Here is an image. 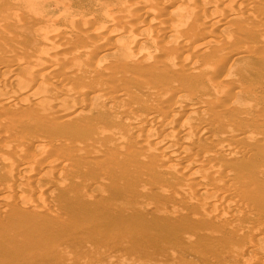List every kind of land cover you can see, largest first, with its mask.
<instances>
[{"label":"rangeland","instance_id":"374dc122","mask_svg":"<svg viewBox=\"0 0 264 264\" xmlns=\"http://www.w3.org/2000/svg\"><path fill=\"white\" fill-rule=\"evenodd\" d=\"M31 1L36 3L33 4ZM45 1L48 2L46 3ZM78 1L80 2L79 5ZM78 1L0 0V89L10 94V91L14 89H25L30 86L32 96L28 97L25 102H28L27 104L31 106L38 105L37 107L40 110L46 107L60 110L64 104L67 105L73 101L75 102L74 97L71 95L73 91H82L83 95L80 96L79 101L87 103L85 107H78L75 114L70 116L69 121L60 125H55L54 121L43 120L42 115L35 116L39 120H42L43 124L40 126L29 124L26 120L23 122V119L20 120L21 125L19 122L8 123V121L0 120V133L2 135L8 134L9 138L7 140L0 139V160H7L5 156L23 141L34 143L37 139H41L42 145L40 146L42 147H38L40 149L47 148L50 145L49 140H58L59 137L62 140L69 141L71 136H63L62 134L67 129L75 132L76 135H80V138L83 139L81 140L83 142L80 141L82 144H78L81 149H87L89 145L92 147L94 143L97 145L98 140L97 138L95 139V135L100 132L111 134L113 137L125 135L127 139L130 138L129 140L137 138L136 142L134 140L135 145L128 148L124 154V157H126L124 174L118 180L117 178L114 180L116 193L125 203L122 212L128 211L127 213L131 214V217L123 219L125 223L123 230L134 234V240L130 241L128 236L124 234L121 239V245L115 246L113 244L115 240L109 239L107 236L105 224L101 228L95 229L98 226H95V223L91 222V218L102 216L103 210L106 207L105 203L108 200V191L104 188V185L108 184L110 179L97 175L94 170L86 166L85 160L74 155V158L80 160V165L78 164L77 168L75 167L74 172L66 173L67 171H63L55 173L54 170H47L48 172L43 176L41 175V180L44 181V184L47 183V180H50V183L55 181L59 182L57 184L67 183V185H72L73 193L75 191L77 194L74 193L73 195L75 196L66 201V205L70 208L71 213H73L71 225H74V227L72 226L71 233L65 235L64 231H60L59 239L52 245H48L47 250L43 254L44 258L42 260L41 258L39 259L41 264H238L233 262L236 258L241 261L240 264H244L242 257L236 252L231 251L225 243L230 239L241 240L244 232L240 228H247L250 224L264 230V63H262L260 58L264 54V41H262L264 40V31H258L260 29L256 28L251 22L241 19L242 13L238 11L234 16H231L232 19L230 18L225 21L224 25L229 35H232V39L235 38L233 42L227 38L225 39L222 34H219L218 36L213 35L210 38L208 37L211 40L206 39L204 47L196 48L193 51L184 50L182 54L184 53L185 55L186 53V56L190 57L192 63L193 61L194 63H202V60H211L207 51H210L214 43H217L224 50H234L243 47V49L252 48L253 52H259L257 54L253 52L243 54L242 58L237 60L235 67L230 72L225 69L227 68V62L219 60H216L214 63L212 74L206 77L200 72L190 71L192 77L194 76L195 78V87L190 86L189 83L180 77L174 76L175 73H171V71L165 68L163 61H160L156 66L150 67L143 64L137 67L122 65L121 62L124 61L123 56L127 53V49L117 54L107 52L103 55H96L95 53L102 49L103 45L101 47L96 45L97 41H93L94 36H92L93 38L88 36V41H93L92 44L95 42L93 45L96 51L92 50L94 47H91V42L86 43V41H83L90 46L87 52L85 51L87 46L85 43L78 41L75 37L72 38L70 45L73 48L75 47L74 49L80 46L83 49L85 46L83 51H85L86 55L82 53L80 57L82 59H77L79 63L77 60L69 57V60L64 61V63L62 62L63 66L61 65L62 67L60 68L63 69L64 66H68L72 69V66L76 68L78 66V70H73L75 71L74 73L70 71L71 69L69 70L65 67L67 70L65 71L68 74L64 72L61 75H55L54 77L56 78L46 76L42 80L40 79V82L35 81L33 83L30 81L31 76L28 75L26 77L27 79L30 78L28 81L31 83H27L23 72L26 73V69L31 68V63L35 59V62L32 63L34 66L36 65L35 63L43 60L40 59L43 55L42 52L46 49L45 52H48L49 47L52 45H49V43L52 42L54 45V39L49 37V27L51 28L52 24V27H57V25L60 27L62 25L61 22H64L62 20L72 21V14L76 7L77 10H80V15H76V18L80 17L82 21H85L87 18L90 19V21L86 20V22L81 21L82 23L78 25V27L80 26L79 30H82L81 32L88 33L91 24H94V26L96 25V32L101 34L102 32H98L103 31V29H100V26L107 24L114 26L119 23L116 22L114 15L110 14L103 21L101 18L95 20L93 18L95 13L92 10L89 11L88 5H86L87 1ZM104 1L103 6L105 9L101 11L115 9L114 13L123 12L121 14H125L124 10L120 7L121 0ZM129 1L133 5L132 13L136 16L140 11H145L149 8L150 1L161 4L160 0ZM73 3L75 4L73 5ZM135 3H138L136 4L138 6H134ZM62 5L67 6L64 9ZM171 5H163V7L168 8L170 6L168 10H173V16H178L177 20L171 17L161 19L163 17L158 15L161 19L159 25L153 24L150 20L142 19L140 21L141 23H146L150 28L159 29L160 34H158L157 42L155 41L157 46L161 48L160 53L158 52L157 54L158 57L162 56L166 49L174 48L176 45L174 37L177 36L176 39H179L183 43L186 34L191 30V19L187 15L188 11H186L185 7L183 6V9L180 7L176 11ZM39 7L42 8L41 11L44 10L49 12L50 15L52 13L57 16V20H53L54 22L43 21L41 18L40 20L38 18ZM85 7L88 9L84 10ZM97 8H100V6ZM180 10L183 11L182 14L184 15L181 14ZM71 11L73 12L70 13ZM27 15L28 20L26 19ZM239 15L240 17H238ZM38 25L42 26V29H38ZM163 25L171 27L173 32L168 35L166 31H163ZM237 25L241 26V32L236 31ZM44 28L48 32L44 31ZM38 31L42 33L43 40L48 45L41 42L42 40L38 36ZM33 32H35V36ZM247 34H250V36ZM119 35L120 37L108 34L105 38V48L113 46L112 44L116 46L125 45L128 40L125 43L122 42L127 39L126 34H124L125 36ZM258 38L261 39L260 42ZM138 39L135 38L136 45L134 44V46L139 48L144 47L148 50L152 48L150 40L140 38L142 41ZM164 41L165 45H162ZM44 44H46L45 47L43 46ZM110 44L111 46H109ZM207 46L209 47L207 48ZM36 48L38 52L40 48V51H42L39 52L40 54L38 53L41 56H38L40 57L39 59L34 54L37 53ZM90 50L93 52H90ZM26 55L27 58L30 57L29 59L33 55L35 59L28 63L27 61L29 60L25 57ZM48 55L49 52L46 56ZM97 56H99L98 62L96 61V65H98L96 66L97 71L92 72L87 69V65H90V63L88 64V60H93L92 62L89 60L92 64L96 59L94 57ZM17 57L19 63H15V65H23V69L17 72L18 76L8 79L6 69L14 64ZM22 57L26 58L27 61ZM20 58L23 61L25 60L24 63L20 61ZM82 60L86 62L83 64H87L85 65L87 67L82 66ZM169 62L173 63L174 61L169 60ZM85 68L88 70L86 73L84 72ZM236 68H242L243 72L239 73L236 71ZM224 71H226L227 77L221 83V89L213 87L210 81L214 77L222 75ZM102 75L104 76L102 77ZM59 79L60 81L58 82L57 80ZM61 81H63L65 89L62 92L55 93L54 89L58 86L57 84L63 85ZM97 81L102 83L99 82V84ZM26 83L28 86H26ZM51 84L55 85L54 89ZM94 84L104 89V92L90 98L93 93L89 91V88L92 85V89L94 86L97 87ZM223 88L234 97L232 96L229 100L228 96L230 97V95L227 97L225 95L220 96L218 93ZM52 93L57 96L55 104L49 101L48 103H44L45 99L43 97L48 100L47 98H49V95H53ZM168 97L169 100L167 99ZM187 101L195 108L194 112L192 111L191 113L190 110L188 112V109L184 107V103ZM169 105H179L182 107H178L180 109L179 113L168 116L163 124L158 125L154 120L160 114L155 111L156 106L168 108ZM122 113L124 115H121ZM210 113L215 114V116L211 118L209 116L211 115ZM32 114L38 115L41 113ZM126 115H147L154 123L148 124L147 128L145 127L146 130H144L146 132L139 135L141 137L139 139V137L133 136L136 128H132L126 123ZM207 116L210 117V120ZM70 120H76V125L70 124ZM202 123L220 131H225L226 128L228 130L234 129L232 132L215 134L214 138L220 139L222 143L235 145L240 152L235 155H226L225 157L216 156L215 153H218V151L216 149L214 151L213 146H209L202 141H194L189 135L181 133L177 128L179 124L205 127ZM141 128L144 127L141 126ZM174 136L177 138L176 142L186 144L190 148L196 159V163L189 168L192 182L184 187H182L181 179L178 177V172H176L178 169H175L176 167L172 165L175 159H181L182 156L178 154L176 155L177 158L175 157L174 160H171V156L156 157L153 152L147 150V148H159L162 153L170 152L172 145H170V148L169 145L162 142L161 147L158 140L165 141V138ZM30 139L33 141H30ZM122 142L124 144V141ZM51 147H54L52 156H54L53 153L55 151H58V148L62 149L55 144ZM27 150H30V146ZM55 155V159L64 156L59 152H56ZM212 173L220 176V181L212 180V184L216 186L214 190H210L207 194L197 193L193 185L194 182L199 177ZM69 174L73 177L69 176ZM83 180H86V186ZM82 181L84 185L81 184ZM110 182H113V180ZM83 191L84 194H82ZM187 191L192 192L193 195L187 197L185 194ZM42 194H44L43 189ZM44 196V206H48L45 208L49 212L53 211L54 208L62 210L61 207L59 208V206L53 203V206H51L52 204L50 203L53 200L50 201V193H46ZM223 197L227 198L228 202L223 207H220L218 201ZM240 210H245V213L242 214ZM54 212L56 211L54 210ZM237 212H240V214H237ZM224 216L233 217L232 219H222V222L230 223V230L223 231L217 227V224L220 222L217 218ZM236 230L241 232L238 233ZM261 241L264 242V234L261 236ZM138 252L139 254H137Z\"/></svg>","mask_w":264,"mask_h":264},{"label":"bare ground","instance_id":"6f19581e","mask_svg":"<svg viewBox=\"0 0 264 264\" xmlns=\"http://www.w3.org/2000/svg\"><path fill=\"white\" fill-rule=\"evenodd\" d=\"M76 1H78V0H75V2ZM86 1H87L86 5H88L89 11L92 10L95 13V15L93 16V18H95V20L96 19L99 20V18H101V20L103 21L110 14V15H114V17L116 18V22H119V23L114 25V26L113 25L111 26L108 24L100 26L101 27L100 29H103V31L101 30L98 32H102L101 34L96 32V27H95L96 25L94 26V24H91L90 28L88 29V33L81 32L82 30H79L80 26L78 27V25L81 24L82 22H86V20L90 21V19L87 18V19H85V21L84 20L82 21V19L79 16H78L79 18H76V15H80L79 14L80 10H77V7H76L74 12L73 11L70 12V13L73 12L72 21L68 22L67 20L66 21L62 20L64 22L63 23L61 22L62 25L60 24L61 25L60 27H58V25H57V27H54V26L52 27V25H53L52 23L54 22L53 20L56 21L58 17L52 13L50 15L49 12H46L44 10L41 11L42 8H40V7H42V5L44 6V4L40 5V7H39L40 11H38V15H39L38 18L39 19L41 18L43 21H47V22L53 21L52 23L49 22L52 24V25L50 24L51 28L49 27V29H50L49 30V33H50L49 37L54 39V45L51 42V43H49V45L52 44L51 47L47 46V47H49V50H48L49 55L48 56H46L48 54V52H45L47 49L44 50L45 49L44 47L46 46V44L43 45L44 47L42 46L44 49L41 47L44 50L43 51L44 53L42 51H40L41 48L39 49V52H42V54H43L42 58H40L41 56L38 55V53H39L38 49H37L38 46H36L37 47L36 48L37 53H34V54H36L35 56L37 59L40 58L43 60L40 62L36 61L37 63H35L36 64L35 66L32 64L36 60L35 57L33 56L34 55L33 53H32L33 55L31 57V59H29L30 57L27 58V55L25 56L27 58V60H29V61H27L26 58L22 57L28 63L30 61H32L33 59H35L31 63V68L33 67V69L29 68V69H26L27 70L26 73L23 72V74H25V78H26L25 81H27V83L29 82L28 80L30 78H31L30 81L32 83L35 81L40 82V79L42 80L46 76L54 77L55 75L56 76L59 74L61 75L62 73L66 72L67 71L65 69L66 66H64L63 69L60 68L63 66L64 61L69 60L68 59L69 57L73 58L75 60H77V59L81 60L82 58H80V57L82 56V53H84L85 51L87 52L88 47H90V46H88V44H86L89 42L88 36H91V37L94 36L93 41L95 40V42L97 41V43H98V44L96 43V45H98L100 47L103 45V47H104V48L102 47V49L97 51L98 53L96 52L95 53L96 55L97 54L103 55V54H106L107 52H112V53L117 54V53H122L125 49H127V53L125 54V56H123L124 61L121 62L122 65H130L132 67H137L138 65L143 64V65H146L147 67H150V66H156L160 63V61H163L165 64V68H167L169 71H171V73H175L174 76L180 77L182 80L189 83L190 86L195 87V83H194L195 78H194V76L192 77V74L190 73V71L200 72L201 74H203L206 77V76L212 74V67L214 66L215 61L219 60V61L227 62V64H226L227 68H225V69L228 72H230L235 67L237 60L242 58L243 54L248 53V52H253V49L252 48H248V49L244 48L243 49V47H241L239 49L232 48L234 50H228V49L224 50L217 43H214V45L212 44L213 47L210 49V51L209 50L207 51V52H209L211 60H202V63L197 62L198 60L195 61L197 63H194V61L192 63L191 62L192 60L190 59V57L188 58L186 56V53H185V55H184V53L182 54V52L184 50H187V51L192 50L193 51L196 48L204 47V43H205L206 39H208V37L210 38V36H213V35L218 36L219 34H222L225 37V39L227 38L228 40H232V42H233L235 40V38L232 39V35H229V32L225 29L226 27L224 28V25H225V21H227L230 18L232 19L231 16H234L236 14V12H238V11H240L242 13V16L240 17V15H239L238 17H240L241 19H243L245 21L251 22L256 28L260 29L258 31H264V0H160L161 4H159L158 2H155V1H150L151 4L149 3L150 4L149 8L145 11H140L137 16L132 13L133 5H132V2L129 0H121L120 1V2H122L120 7L125 12L124 15L121 14L123 12H119L118 13L119 15L114 13L115 9H109V10L106 9L104 11H101V10L105 9V7L103 6V4L105 3L104 0H86ZM31 2L33 3V1H31ZM45 2L47 3L48 1H45ZM34 3H36V2H34ZM74 4L75 3H73V5ZM79 4H80V2L78 3V5ZM136 4H138V3H135L134 6H138ZM168 4H172L171 7H173V9H175L176 11H178V9L180 7L181 8L183 6L185 7L186 11H188L187 12L188 14L187 13L186 14L191 19L190 20L191 30L186 34V38L184 41L185 43L183 42L184 44L182 42H180L179 39L177 40L176 39L177 36H176V37H174V39H175L174 42L176 44L174 46V48L172 47L170 49H166L165 52L163 53V55L158 57L157 54H158V52L160 53L161 48L157 46L155 41L158 40V36H159L158 34H160V31L157 28H150L148 25H146V23H141L140 21L142 19L150 20V21H152L153 24L159 25L161 19H167V18L171 17L172 19L175 20L176 18H178V16H177L178 14L176 15L177 17H174L173 16L174 15L173 10L172 9H171L172 11L168 10L170 6L168 8L163 7V5L168 6ZM66 6H63L64 9ZM98 6H100V8H97ZM33 7H35V6H33ZM70 7L72 8V6H70ZM92 7H94L93 8L94 10L92 9ZM88 8L85 7L84 10H86ZM22 9H24V8H22ZM34 10H33V12H35ZM182 12L183 11H181V14H182ZM55 14H56V12H55ZM120 14H121V16H120ZM25 15H26V13H25ZM58 15H60V14H58ZM158 15H160L163 18L160 19V17ZM182 15H184V14H182ZM26 17H27L26 19L28 20V15ZM121 21H123V22H121ZM41 23H42V21H41ZM57 23H58V21H57ZM86 25H88V24H86ZM237 26H238V28L236 27L237 28L236 31L241 32L242 31V29L240 28L241 26H239V25H237ZM41 27L38 25V29ZM162 27L164 28V29L162 28L163 31H166L168 33V35L171 34V32H173L171 27H169V26L166 27L163 25ZM4 30H6V29H4ZM44 31H47V30L45 29ZM243 31H245V30H243ZM91 32H93V33H91ZM33 33L35 36V32H33ZM41 34L42 33L39 32V35L38 34L37 35L42 40V41L41 40L40 41L44 42L43 35H41ZM108 34L109 35L113 34L114 36L118 35L119 37H120L119 34H122V35L126 34L127 39L124 40L122 43L127 42V40H128V42L125 45L123 44V46H119V45L116 46L115 44H112L110 42L113 46H111V44H110L109 46H111V47L105 48V46H104V43L106 41L105 38L108 36ZM1 36L3 37V35H1ZM248 36H250V34ZM73 37H75V39H77L78 41H81L82 43H85L83 41H86L85 45H87V46H86L85 51H83L85 46L84 47L82 46L83 49L80 48L81 46L80 47L77 46L78 48L74 49L75 47L73 48V46L70 45V43H72ZM135 38H137V39L138 38L139 39L145 38L148 41L150 40L151 44H152V48L150 50H148L147 48H144V47L139 48V47L134 46V44L136 43ZM53 39H52V41H53ZM114 39H115V37H114ZM180 39H181V37H180ZM140 40H142V39H140ZM208 40L210 41L211 39H208ZM258 41L260 42L261 39H259ZM262 41H264V40H262ZM92 42H91V47H94L93 44L95 42L93 44H92ZM44 43H47V42H44ZM114 43H116V42H114ZM131 43H133V45H131ZM138 43H139V41H138ZM164 43H165V41L162 43V45ZM117 44H121V43H117ZM127 44L131 47H129ZM221 44H222V42H221ZM47 45H48V43H47ZM241 45H243V44H241ZM52 46H54V47H52ZM124 46H126V47H124ZM71 47H72V49H71ZM208 47L209 46H207V48ZM93 49H94V51H96L95 47L92 48V50ZM92 50H90V52ZM253 53L257 54L259 52H253ZM44 54H46V55H44ZM83 55H86V54L84 53ZM88 55H89V53H88ZM29 56H31V55H29ZM38 56H40V57H38ZM94 58H96V59L94 60V62L92 64H91V62L93 60H90V59L89 60L91 62L88 60V64L90 63V65L85 64L88 67L83 64L86 62H83V60H82V66L87 67V69L92 71V72L93 71L96 72L97 71L96 66H98V65H96V63L98 62L99 56L94 57ZM260 58L262 60V63H264V54ZM169 60H173L174 62L170 63ZM14 61H15V59H14ZM16 61L14 62V64L10 68L6 69V72H8V79H11V78L13 79V77L15 78L16 76H18L17 72L19 70L23 69V65L22 66L21 65L18 66V64L15 65V63H19L18 57H17ZM20 61H23V60H21V58H20ZM24 61H23V63H24ZM78 61L79 60H77V62ZM9 62H11V61H9ZM77 62H76V64L79 63V62L78 63ZM80 63H81V61H80ZM70 64H72V63L70 62ZM3 67H5V66L3 65ZM66 68L69 70L71 69L68 66ZM77 68H79V67L77 66ZM77 68L72 66V69L70 71L72 73H74L76 70H78ZM87 69L84 71L85 73H86V71H88ZM241 69L236 68V71H238L239 73H242L243 71ZM73 70H75V71H73ZM100 71H101V69H100ZM67 74H65V75L68 76ZM69 74H70V72H69ZM28 75L31 76L29 79H27V77H26ZM75 75H76V73H75ZM103 76L104 75H102V77ZM102 77H101V80H102ZM226 77H227V74H226V71H224L222 73V75L214 77L210 81V83L212 82L213 87L221 89V83L224 82ZM54 78H56V77H54ZM60 79H61V77H60ZM60 79L57 81L59 82ZM64 79H62V80L64 81ZM98 80H99V78H98ZM57 81H56V83H57ZM63 81H61V83ZM31 82H29V83H31ZM21 83H22V81H21ZM27 83H26V86H28ZM100 83H102V82H100ZM1 84H3V83H1ZM57 85L58 86L56 88L54 87L55 85H52V88L53 87L55 88V89L53 88L55 90V93L62 92L63 89H65L64 84L60 85V83H58ZM94 85H96V84H94ZM92 86H90V88ZM96 86L97 87L94 86L93 89L91 88V90L89 88V91L93 93L90 96V98L92 96H97L98 94H102L104 92V89L100 88L98 85H96ZM30 88L31 87L29 86V88L26 87L25 89H20V88L14 89L13 91H10L12 93V94L10 93L11 95L6 93L5 90L0 89V120L8 121V123L19 122V124H20V120L23 119V122H24V120H26L27 122H29V124H36V125L40 126L43 124V122H42V120H39L35 116L42 115L43 120L54 121L55 125H60L66 121H69L70 116L75 114V111L77 110L78 107H85V105L87 104L85 102L79 101L80 96L83 95L82 91H77V92L73 91L71 93V95L74 97L75 102L73 101L67 105L64 104L60 110H58V109L54 110V109L47 108V107L44 108L45 110L42 108H41L42 110H40L37 107L38 105L37 106L36 105L31 106V105L27 104L28 102H25L28 99V97L32 96ZM223 89L221 91L219 90L220 92L218 94L220 96L225 95L227 97L228 95H230V94H228V91H226L225 88H223ZM7 91H9V90H7ZM232 96L233 95H230V97L228 96L229 100L231 99ZM169 97L167 98L168 100H169ZM43 98L45 99L44 103L45 102L48 103V101H49V102L55 104L54 102L57 101V96L54 94L49 95V98H47L48 100H46L45 97H43ZM212 104H214V103H212ZM216 104H217V102H216ZM216 104H214V105H216ZM176 106L169 105L168 108L156 106L155 111L160 113V114L157 116V118H154L155 122H157L158 125H161L165 122V120L168 116H170L174 113H179L180 109H178V107H182V106H179V105H176ZM184 107H186V109H188V112L190 110L191 113H192V111L194 112V110H195V108L193 107L192 104L189 103V101L184 103ZM32 113H41V114L36 115V114H32ZM121 115H124V113H122ZM207 115H209V114H207ZM209 116L212 118L213 116H215V114H211ZM209 116H207V118H209V120H210ZM126 119H127L126 123L130 127L136 128V130L134 131V135H133L136 137H139V135L144 134L146 132L145 130H146L148 124L150 125V124L154 123V121L150 117H148L147 115H143V116L126 115ZM70 124L76 125V120H70ZM202 125H203V123H202ZM141 126L144 128H141ZM203 126H205V127H199V126L196 127V126H188L186 124H183V125L179 124L177 126V128L181 131V133H185V134L189 135L194 141H202L203 143H206L209 146L210 145L213 146L214 147L213 150L215 151V149H216V151H218V153H215L216 156L219 155V156L225 157L226 155H235L238 152H240V150L235 145H229L226 143H222V142H220V139L214 138L215 134L232 132V131H234V129L228 130L226 128L227 130L225 129V131H220V130L215 129L211 126H207V124H204ZM62 134H63V136H68V135L71 136V139L69 141H67V140H62V138L59 137L58 140H49V143L51 146L53 144H55L56 146L62 148V149L58 148V151H55L53 153L54 156H56L55 155L56 152H59L61 155H64L63 157H61L59 159H55L54 156H52V150L54 147H51L50 145H48L47 148L40 149L42 147V146H40V145H42L41 139H37L36 142H34V143L23 141L22 143H20L18 145V147H16V148L14 147L15 149L11 150L7 154V156H5V157H7V160H10V161H7L5 159L4 160L2 159L3 161L0 160V264H41V261L39 259L41 258V260H42L44 258L43 254L47 250V248H48L47 246L52 245L55 241H57L59 239L58 237H60V231H64L65 235H67V234L69 235L71 233L70 231H72V226L74 227V225H71L73 213H71L70 208L66 205V203H67L66 201L70 200V198L72 196H75V195H73L75 193V191L73 193L72 185H67V183L66 184L65 183L57 184V183H59L57 181L50 183L49 182L50 180L49 181L47 180L46 181L47 183L44 184V181L41 180V177L46 172H48L49 170H54L55 173L63 172V171H67L66 173L74 172L75 167L77 168V165L80 163L79 159L73 157L74 155H77V156H79V158H82L83 160H85L86 166L88 168L94 170V172H96L97 175H101L103 177L109 178L110 181L113 180V182L109 181L108 184L104 185L105 186L104 188L108 191V200L105 203L106 207L103 210L102 216L97 217V218H91V222L95 223V226H98L95 229H99L105 224L107 227V236L109 237V239L115 240L113 242V244L115 246L121 245V239L124 236V234H126L128 236V239L130 241L134 240V234L127 233V232H125V230H123L124 224H125L123 219H127V218L131 217V214H128L127 213L128 211L122 212V209H123V206L125 205V203L121 198L118 197V195L116 193V186L114 185L115 184L114 180L116 178L118 180L124 174V167H125V162H126V157H124V154L126 153V150L128 148L135 145L134 140L136 142V140H138V139L135 138L134 140H132V139L129 140L130 138L127 139L125 135L113 137V135H111V134H106L104 132H100L97 135H95V139L97 138V140H98L97 145H95L96 143H94L92 147H90V145H89V148L81 149L78 145L79 143L83 142V141H81L83 139L80 138V135H76L75 132L68 130V129L65 130ZM189 136H188V138H189ZM72 137H74V138H72ZM2 138L6 139V140L9 139L8 134L2 135V133H0V139H2ZM140 138L141 137H139V139ZM165 139H166L165 141L164 140H158V143H160L159 145L161 147H162V144H161L162 142H163V144L165 143V144L169 145V147H170V145H172V148L170 147L172 149L170 152L162 153V151L159 148H147V150L153 152L156 157H167V156L170 157L171 156V158H170L171 160L172 159L174 160L176 155H178V154L181 155L182 158L179 157L181 159H175L173 162L172 161L171 162H172V165L176 167L175 169H178L176 172H178V177L181 179L182 187H184V186H186L192 182V180L190 179V169L189 168H190V166H192L193 164L196 163L195 156L192 154V151L190 150V148L186 144L176 142L177 138H175V136L169 137V138L167 137ZM30 141H33V140L30 139ZM122 141H124V144H122L123 143ZM29 146H30V150L28 151L27 148ZM38 147H40V148H38ZM213 147H211V148H213ZM167 148H168V146H167ZM2 157H4V156H2ZM72 157L74 160L72 159ZM66 176H67V174H66ZM69 176H72V175L69 174ZM74 177H77V176H74ZM213 179L220 181V176L217 175L216 173L215 174L212 173V174H207L203 177H199L193 184L196 192L197 193L201 192L203 194L204 193L207 194L210 190H214V188L216 186L214 184H212ZM83 181L81 184H83L86 180L84 182ZM85 186H86V182H85ZM42 189L44 191V194L50 193V199H51L50 201L53 200V202H51L50 204L53 203L56 206H59V208L61 207L62 210H58L57 208H54V210L56 212H54V210L49 212V210H47L45 208L48 206H44L45 196H44V194H42ZM80 192H82V191H80ZM82 194H84V191ZM185 194L187 197L193 195L192 192H188V191L185 192ZM47 199H49V198H47ZM227 202H228L227 198L223 197V198L219 199L218 204L220 205V207H223ZM53 204L51 206H53ZM241 211H242V214L245 213V210H240V212ZM240 212H237V214L238 213L240 214ZM45 213H46V215H45ZM226 218L232 219L233 217L231 218V217H225L224 216L221 218H219V217L217 218L220 220V222L217 224V227L219 229H222L223 231L224 230H230V227H231V225H229L230 223L227 224V222H222V219H226ZM230 219H228V220H230ZM246 220H248V219H246ZM235 225H237V224H235ZM240 230L244 232V234L242 233L243 236H242L241 240H238V239L237 240H231L230 239L229 241L227 240V242L225 244L229 246L231 251L236 252L240 257H242L244 264H264V242L261 241V236L264 234V230H262L260 227L253 226V224H250V226H248L247 228H240ZM237 232L240 233L239 230ZM93 233H94V231H93ZM242 234H240V235H242ZM104 237H105V235H104ZM48 241H50V242L48 243ZM137 254H139V252ZM233 262L240 264L241 261L236 258V259H234Z\"/></svg>","mask_w":264,"mask_h":264}]
</instances>
